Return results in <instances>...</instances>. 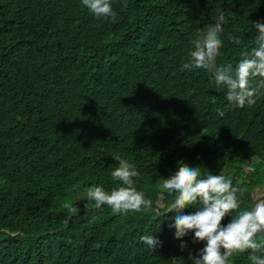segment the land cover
Wrapping results in <instances>:
<instances>
[{
    "label": "trees",
    "instance_id": "1",
    "mask_svg": "<svg viewBox=\"0 0 264 264\" xmlns=\"http://www.w3.org/2000/svg\"><path fill=\"white\" fill-rule=\"evenodd\" d=\"M111 3L114 20L97 19L81 0H0V264H193L189 252L204 243L175 237V197L160 190L163 179L179 162L202 178L230 176L241 210L264 185V96L239 108L208 73L180 70L220 12L217 63L235 67L255 46L264 0ZM117 155L140 172L135 186L150 210L123 215L87 200L93 184L119 186ZM143 235L162 246L152 253Z\"/></svg>",
    "mask_w": 264,
    "mask_h": 264
},
{
    "label": "clouds",
    "instance_id": "2",
    "mask_svg": "<svg viewBox=\"0 0 264 264\" xmlns=\"http://www.w3.org/2000/svg\"><path fill=\"white\" fill-rule=\"evenodd\" d=\"M81 3L97 19L116 18L111 0H81ZM215 19L214 25H209L197 36L194 49L188 53V59L180 70L208 73L217 89H227L226 98L231 104L239 108L252 107L260 96H264V21L254 22L257 33L255 46L250 50L245 47L234 67L232 63H217L223 46L224 13L220 12ZM228 39L233 44H242L239 37L231 34ZM216 111L220 116L224 115L220 109ZM115 159L118 167L111 172V177L119 186L108 192L103 186L93 184L85 189L87 200L94 201L96 208L107 205L114 213L123 215L130 211L150 210L152 200L146 199L144 192L135 186L134 178L141 175L136 166L119 155ZM248 171L254 172L255 168ZM160 190L175 197L169 210L177 214L174 224L170 225L175 229V237L182 239L194 233L192 243H204L198 253L189 252L188 257L193 264H229L234 254L245 252H249L251 264H264V192L257 190L253 206L241 210L238 193L242 189L233 186L230 176L206 174L202 178L198 166L183 162H179L175 174L163 179ZM189 206H196L199 210L194 214H184L183 210ZM64 207L69 213L77 211L69 203ZM228 216L232 219L225 226L222 221ZM140 239L152 253L162 246V241L154 235H143ZM187 248V242H182L181 250Z\"/></svg>",
    "mask_w": 264,
    "mask_h": 264
},
{
    "label": "water",
    "instance_id": "3",
    "mask_svg": "<svg viewBox=\"0 0 264 264\" xmlns=\"http://www.w3.org/2000/svg\"><path fill=\"white\" fill-rule=\"evenodd\" d=\"M260 188H263L262 191L264 192V185H262ZM260 188L257 187V188L254 189V191H253V193H252V200H253V197H254V195L256 194L257 190H259Z\"/></svg>",
    "mask_w": 264,
    "mask_h": 264
},
{
    "label": "rangeland",
    "instance_id": "4",
    "mask_svg": "<svg viewBox=\"0 0 264 264\" xmlns=\"http://www.w3.org/2000/svg\"><path fill=\"white\" fill-rule=\"evenodd\" d=\"M262 190H263V188H260V189H259L260 192H263ZM253 191H254V190H253Z\"/></svg>",
    "mask_w": 264,
    "mask_h": 264
},
{
    "label": "bare ground",
    "instance_id": "5",
    "mask_svg": "<svg viewBox=\"0 0 264 264\" xmlns=\"http://www.w3.org/2000/svg\"><path fill=\"white\" fill-rule=\"evenodd\" d=\"M262 186V185H261ZM261 186H259V188L261 187ZM257 188V187H256Z\"/></svg>",
    "mask_w": 264,
    "mask_h": 264
}]
</instances>
